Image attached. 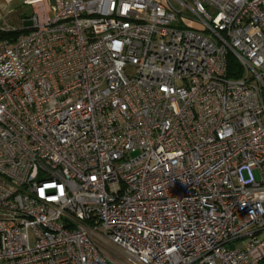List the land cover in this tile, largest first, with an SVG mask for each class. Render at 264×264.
I'll list each match as a JSON object with an SVG mask.
<instances>
[{"label":"built area","instance_id":"2783aa9c","mask_svg":"<svg viewBox=\"0 0 264 264\" xmlns=\"http://www.w3.org/2000/svg\"><path fill=\"white\" fill-rule=\"evenodd\" d=\"M31 4L0 38V264H264V0Z\"/></svg>","mask_w":264,"mask_h":264},{"label":"rangeland","instance_id":"374dc122","mask_svg":"<svg viewBox=\"0 0 264 264\" xmlns=\"http://www.w3.org/2000/svg\"><path fill=\"white\" fill-rule=\"evenodd\" d=\"M5 0H0V26L5 25L10 29L23 31L26 24L29 21L30 16L32 15L33 9L31 3L28 1L20 6H18L19 0H12L13 7L6 5ZM22 1V0H21ZM256 178L259 177V173L256 171ZM98 247L105 252L106 255L114 258L120 264H135V262L129 258L121 249L118 247L112 246L106 242H97Z\"/></svg>","mask_w":264,"mask_h":264},{"label":"trees","instance_id":"16d2710c","mask_svg":"<svg viewBox=\"0 0 264 264\" xmlns=\"http://www.w3.org/2000/svg\"><path fill=\"white\" fill-rule=\"evenodd\" d=\"M26 32V29L23 31H9V32H4L0 30V38H6V39H14L16 38L19 34ZM241 72L240 66L238 61L233 57L231 54L227 56V76L231 78H236L239 76Z\"/></svg>","mask_w":264,"mask_h":264},{"label":"crops","instance_id":"0c3cea01","mask_svg":"<svg viewBox=\"0 0 264 264\" xmlns=\"http://www.w3.org/2000/svg\"><path fill=\"white\" fill-rule=\"evenodd\" d=\"M29 2V3H33V2H35V1H46L47 3H48V8H49V10H50V12L48 13L49 15L50 14H52V12L55 10V0H19L18 1V6H20L21 4H23L24 2L26 3V2ZM5 2V4L6 5H10V7H13V1L12 0H5L4 1ZM31 5V7H32V4H30ZM32 9H33V7H32ZM33 11H34V9H33ZM32 14H33V12H32ZM31 17V16H30ZM0 24H2L1 22H0ZM29 25H30V21H28V23L26 24V26L25 27H29ZM3 26V25H2ZM5 26V25H4ZM25 29H27V28H25Z\"/></svg>","mask_w":264,"mask_h":264}]
</instances>
